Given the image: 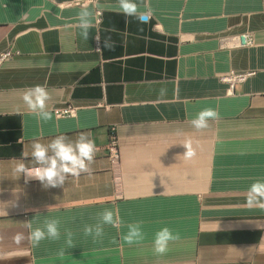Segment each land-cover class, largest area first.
I'll return each instance as SVG.
<instances>
[{
  "label": "crops",
  "instance_id": "1",
  "mask_svg": "<svg viewBox=\"0 0 264 264\" xmlns=\"http://www.w3.org/2000/svg\"><path fill=\"white\" fill-rule=\"evenodd\" d=\"M138 3L148 22L123 15L117 0H0V264H264V208L246 203L264 178V0ZM85 5L94 9L88 39L77 15ZM241 34L253 45L230 42ZM105 37L114 50L96 44ZM230 72L250 75L230 85L221 80ZM35 85L52 94L48 122L22 100ZM205 107L220 115L198 131L190 121ZM112 128L114 167L104 150ZM81 132L96 145L90 172L47 189L15 179L34 141ZM104 209L120 223L93 240L84 226ZM46 218L60 220V240L14 242ZM135 222L145 238L128 245ZM164 226L179 239L159 256L152 238Z\"/></svg>",
  "mask_w": 264,
  "mask_h": 264
},
{
  "label": "clouds",
  "instance_id": "2",
  "mask_svg": "<svg viewBox=\"0 0 264 264\" xmlns=\"http://www.w3.org/2000/svg\"><path fill=\"white\" fill-rule=\"evenodd\" d=\"M117 7L123 15L141 23L148 22L150 19V9L141 10L138 0H117ZM93 14L94 9L88 5L83 6L77 14L81 34L85 39L90 36L89 29L92 26ZM96 39L98 44H102L103 49L114 50L115 44L111 37H105L103 41ZM51 99L52 94L43 85H35L27 89L22 95V100L28 110L43 122L52 119V113L48 109ZM219 115L216 109L205 107L196 113L190 123L193 128L201 131L207 129L210 122L218 119ZM182 145L186 149L183 154L184 158L192 159L196 155L192 141L186 140ZM95 154L96 145L89 133L81 132L75 139L65 134H57L47 144L38 140L34 141L30 152L31 163H26L28 155L22 154V159L15 160L12 173L15 179L23 175L26 182L30 179L37 180L44 189L63 187L69 177L78 178L81 174L91 171L90 166L94 161ZM246 203L249 206L264 208V178L254 179L248 186ZM97 216L98 222L95 225H85L83 229L84 234L91 236L93 240L103 237L106 225L116 227L120 223L118 212L112 209H104L97 213ZM60 225V220L56 218H46L36 226L29 222L27 224L29 229L27 235L17 233L13 239L17 244L27 240L32 247H39L42 241L60 240ZM127 229L128 231L123 235L122 240L128 245L144 240L145 234L142 230V222L130 223L127 225ZM64 235L66 236L67 246L69 248L73 247V233L66 231ZM177 239H179V234L174 233L169 227L160 228L152 238L154 253L163 256L168 252L169 244ZM64 252V249H60L58 254L63 256Z\"/></svg>",
  "mask_w": 264,
  "mask_h": 264
},
{
  "label": "built area",
  "instance_id": "3",
  "mask_svg": "<svg viewBox=\"0 0 264 264\" xmlns=\"http://www.w3.org/2000/svg\"><path fill=\"white\" fill-rule=\"evenodd\" d=\"M230 42H232V44L237 47H249L253 45L252 38L248 34H241V35L235 36L231 38ZM96 44H97V39H96ZM7 56H10L9 52L3 54L1 56V59L6 58ZM249 75L250 74L248 73L236 74V73L230 72L226 76L222 77L221 80L232 85L233 83H236V82L245 81ZM64 113L72 114L73 110L71 108H67L64 111ZM104 150L106 152V156L111 166L114 167L116 164H118L120 160V153H119V148H118V142L114 134V128L111 129L110 138Z\"/></svg>",
  "mask_w": 264,
  "mask_h": 264
}]
</instances>
